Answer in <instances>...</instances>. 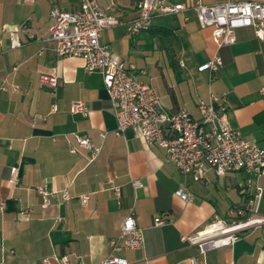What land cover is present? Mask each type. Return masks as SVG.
I'll list each match as a JSON object with an SVG mask.
<instances>
[{
	"label": "crops",
	"instance_id": "obj_1",
	"mask_svg": "<svg viewBox=\"0 0 264 264\" xmlns=\"http://www.w3.org/2000/svg\"><path fill=\"white\" fill-rule=\"evenodd\" d=\"M101 7L116 5L122 22L100 32L99 42L108 44L111 54L144 70L140 78L148 82L167 112L185 108L198 116L196 102L209 93L223 95L226 120L240 134L264 149V38L252 27L235 30V40L217 47L210 27H201L189 12L155 18L147 30L136 35L126 32L125 23L136 15L135 0H98ZM192 5L195 0H171ZM218 2L264 0H200ZM78 0H0V264H91L107 257L110 241L117 237L129 211L142 229L141 249L119 250L114 254L128 264H264V225L242 231L230 246L198 252L197 245L181 239L203 229L216 218L229 219L228 209L246 203L250 192L242 181L221 185L224 176L208 172L194 180L183 176L168 159L163 148L147 144L131 128L116 135L111 101L99 71L87 73L83 60L58 56L48 40L49 11L72 10ZM11 33L20 45L11 47ZM151 49L158 65L162 58L173 73L151 75L132 55L134 49ZM155 54V55H154ZM214 54L222 59L214 79L197 66ZM157 58V59H156ZM171 63H175L176 69ZM42 73L56 75L54 90L39 85ZM19 86L13 92L11 84ZM83 101L88 113L71 112L73 101ZM51 103L56 111L49 113ZM45 115V118H41ZM100 132H106L102 139ZM74 133L87 135L102 145L93 161ZM73 148L74 152L70 149ZM17 165L20 183H8L9 168ZM120 187V198L106 183L110 175ZM142 185L134 187L132 180ZM46 182L50 189L65 190L43 208L36 187ZM185 184L193 194L184 201L175 191ZM258 210L264 212V177ZM91 193L85 205L79 196ZM159 216L165 223L155 225Z\"/></svg>",
	"mask_w": 264,
	"mask_h": 264
},
{
	"label": "built area",
	"instance_id": "obj_2",
	"mask_svg": "<svg viewBox=\"0 0 264 264\" xmlns=\"http://www.w3.org/2000/svg\"><path fill=\"white\" fill-rule=\"evenodd\" d=\"M135 7L136 15L125 23L129 35L147 30L151 22L161 16L180 15L184 22L188 21L189 12H192L199 26L212 29L211 35L217 47L233 43L235 30L241 27H252L258 38H264V1L218 2L208 5L195 0L192 5H187L185 2L171 0H135ZM49 19L48 40L52 41L55 53L58 56L80 57L87 73L99 71L102 74L115 118L116 135L131 128L134 135L147 144L163 148L178 171L183 176H192L194 180L205 178L210 171L219 177L241 171L246 174L243 188L250 192L249 198L245 204L228 209L231 221L216 218L203 229L182 235L183 241L197 245L198 252L203 254L209 249L232 245L244 229L264 225V212L258 210L263 192L259 179L264 177V149L255 141L244 138L228 124L223 95L210 92L207 98H199L196 102L197 117L185 108L167 112L152 86L140 78L146 72L138 70L132 62L114 57L109 45L99 42L103 29L122 23L116 16L114 3L101 7L98 0H78L76 9H50ZM10 36L11 47L19 46L15 33ZM221 64V57L214 54L199 64L197 70L208 71L210 79H214ZM39 85L54 90L58 78L56 75L42 73L39 75ZM0 89L7 90L4 80L0 81ZM10 89L16 92L19 86L13 83ZM260 92L264 97V86ZM56 109V104L51 103L49 113ZM70 111L86 115L88 107L83 101L77 100L71 103ZM41 118L44 119L45 115ZM105 134L99 133L102 139ZM74 137L81 147L90 151V160H95L102 145L94 144L85 134L74 133ZM70 151L74 152V149ZM114 178L113 174L110 175L106 183L119 201L120 187L114 183ZM7 181L13 186L20 183L17 165L10 166ZM132 185L141 186L142 181L134 179ZM35 189L42 199L43 208L48 207L51 198L58 194L62 201L69 199L65 190L59 192L50 189L46 182ZM90 194L79 196L82 205H85ZM175 194L184 201L193 199V194L185 184ZM3 208L4 200L0 199V209ZM154 223L162 225L165 221L157 216ZM143 246V232L131 210L123 218L117 237L110 241V254L91 264H128L126 259L114 252L141 249ZM59 262L68 264L65 257L60 258ZM196 262L195 256L189 258L190 264Z\"/></svg>",
	"mask_w": 264,
	"mask_h": 264
},
{
	"label": "rangeland",
	"instance_id": "obj_3",
	"mask_svg": "<svg viewBox=\"0 0 264 264\" xmlns=\"http://www.w3.org/2000/svg\"><path fill=\"white\" fill-rule=\"evenodd\" d=\"M152 50L149 49H145V48H142V49H134L132 50V55L134 56V58L136 57V61L141 65L143 66L144 68H147L148 70L150 69V73L151 75H157L159 77L162 76V73H161V70L163 71L164 74H166V72L168 71V73H173L171 68L165 64L162 60V58L160 57V59H158V65H156V60L152 59L153 56H152ZM155 55V54H154ZM157 59V58H156ZM234 173H229L227 174V178L224 179V180H221V185L223 187V185L226 183L228 186H232V185H236L237 182L239 181H242V177H243V174L240 175H236V178H233ZM227 221H231V218L229 219H225Z\"/></svg>",
	"mask_w": 264,
	"mask_h": 264
},
{
	"label": "trees",
	"instance_id": "obj_4",
	"mask_svg": "<svg viewBox=\"0 0 264 264\" xmlns=\"http://www.w3.org/2000/svg\"><path fill=\"white\" fill-rule=\"evenodd\" d=\"M143 31H145V30H143ZM171 64H172V66H174V70H177L176 66H175L176 64L175 63H171Z\"/></svg>",
	"mask_w": 264,
	"mask_h": 264
},
{
	"label": "water",
	"instance_id": "obj_5",
	"mask_svg": "<svg viewBox=\"0 0 264 264\" xmlns=\"http://www.w3.org/2000/svg\"><path fill=\"white\" fill-rule=\"evenodd\" d=\"M246 229H244V231H245Z\"/></svg>",
	"mask_w": 264,
	"mask_h": 264
}]
</instances>
